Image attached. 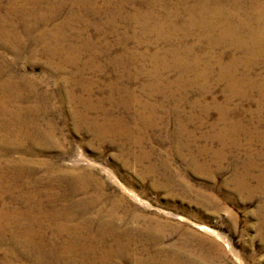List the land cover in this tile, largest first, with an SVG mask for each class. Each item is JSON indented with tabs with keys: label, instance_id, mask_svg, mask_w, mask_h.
Listing matches in <instances>:
<instances>
[{
	"label": "rangeland",
	"instance_id": "374dc122",
	"mask_svg": "<svg viewBox=\"0 0 264 264\" xmlns=\"http://www.w3.org/2000/svg\"><path fill=\"white\" fill-rule=\"evenodd\" d=\"M153 1L169 9L181 8L179 11L193 3L97 0L96 13L85 15L83 9L77 10V20H69L63 30L68 37L65 44L74 43L82 49L74 65L63 57L53 60L42 55L37 33L29 37L26 32L36 29L33 16L23 17L17 11L10 14L14 11H9L10 0L0 1V20L7 22L4 35L11 37H0V88H7L9 78H14L11 89L0 92V99L4 94L10 97L5 105L9 116L0 109V168L7 167L6 161H23L20 170L33 171L35 178L28 183L24 176L18 184L27 192L51 187L54 191L43 198L46 205L50 201L57 208L80 204L81 214L74 223L88 216L94 221L92 231L98 222L96 212L104 218L112 215L115 236L124 244L129 232L132 242L127 244L130 251L115 252V257L108 260L110 264H264V91L244 88L229 93L226 80L217 78L219 65L237 61V74L249 72L250 80L257 78L254 81L261 83L264 56L251 60L244 51L228 45L211 47L203 39L194 56H202L198 71L203 72L206 65H202L208 64L211 76L198 77L192 86L170 89L174 97L166 98L169 93L165 91V96L156 93L149 98L143 88L150 81L146 73L154 64L145 43L152 38L140 34L138 17ZM254 1L264 5V0ZM119 6L121 11L116 12ZM71 11V5H65L47 28L68 21ZM14 26L19 28L16 36L10 33ZM194 41L191 38L188 42ZM208 51L212 57L206 58ZM177 75L165 76L173 81ZM113 83L120 94L113 97L112 105L107 96ZM123 87L129 92L121 91ZM13 91L19 94L16 103ZM130 95L140 101L132 102ZM88 96L93 109L78 102L79 97L83 100ZM144 106L147 116L149 107L160 109L157 126L148 128L143 122L137 125L135 111ZM163 108L176 114L166 119ZM15 111L20 116L10 128L8 123L14 121ZM105 111L112 114V119L123 118L126 134L109 131L102 132L103 136L95 131L91 122H102ZM178 121L190 139L177 136ZM59 177L62 180L58 182ZM36 179L40 181L36 183ZM90 202L92 205H88ZM85 206L89 208L83 210ZM69 239L82 250L90 248L86 257H93L95 262L89 264H109L99 261L106 256L104 247L92 251L95 243L86 241L80 233ZM32 251L21 244L12 247L11 235H4L0 264H21L24 257H29L27 264H36L37 254ZM58 254L45 249L44 263L64 264Z\"/></svg>",
	"mask_w": 264,
	"mask_h": 264
},
{
	"label": "bare ground",
	"instance_id": "6f19581e",
	"mask_svg": "<svg viewBox=\"0 0 264 264\" xmlns=\"http://www.w3.org/2000/svg\"><path fill=\"white\" fill-rule=\"evenodd\" d=\"M251 1L252 0H193V3L185 11H179L181 10V8H177V7L169 9L166 6L161 5L160 3L158 4V2L156 1L150 3V6L148 7L146 6L147 7L146 11L138 17V21H139L138 24H139V32L142 36H144L143 38L146 39L152 38V40L147 41L148 43H145L149 60L154 64L152 71L146 73L150 77V79L148 78L150 81L149 83H147L146 87L143 88L145 91L148 92V93L146 92L148 97L150 98L152 97V95L154 96L157 95L158 93H161L163 96H165L164 94L165 91L169 93L170 89H173L175 87L192 86V84L196 82V79L198 77L205 78L210 75L209 74L210 68L208 64L204 63V65H202V66L206 65V67L203 69L204 70L203 72L198 71V67L200 63L203 62L201 58L202 56L200 57L194 56L195 51L200 50L202 45L201 42L204 41L203 39L207 40L206 43L209 44L208 46L211 47L212 46L224 47L228 45V47L232 46L235 49L244 51L245 54L249 56L247 57L250 58L251 60H255L256 57H259L262 54L264 56V5H259V3H256L253 0L255 2L254 4ZM96 2L97 0H10L9 11L14 10L11 11L10 14H12V12L17 11L23 17L26 14L28 16L30 15L33 16L36 29L35 31L33 29L30 30L27 29L26 32L29 31V35H30L29 37L33 36V32L37 33V38L41 43L40 53L42 55L53 60L58 58L60 59L63 57V59H65L68 63L74 65L75 62L78 61V58H80L82 49L78 48L79 46L73 45L74 43L70 45L69 44L66 45L65 43H67L66 42L67 35L65 37V33L63 32V30H65V28L70 24L69 20L71 22L77 20L76 19L77 16L76 12H78L77 10L83 9L85 15H92L96 13L99 10ZM108 2L105 3V7L108 5ZM176 3L179 5H183V4L187 5L186 0H178V2ZM67 4L71 5L73 10V12L71 11L72 14L69 17L68 21L65 20L66 22H64L63 24L48 29L47 26L54 22V20L58 16L60 9L64 8V6ZM119 4L123 5V3L121 2ZM247 4H251V5H247ZM28 8L31 9L27 10ZM121 9L122 7L120 6L117 7L116 12L121 11ZM0 22H1L0 37H7L8 39L10 36L8 35L5 36L4 35L5 31H3L4 30L3 27L7 25V22L5 20L4 21L0 20ZM42 24L43 26H46L43 29L41 27ZM16 28L18 27L14 26V28H12L13 30H11L10 32L11 35L16 36ZM191 38L193 39L195 38V41L190 44L188 41ZM32 39L35 38L33 37ZM160 45L162 47H159ZM247 45H249V47ZM86 46H88V42ZM214 55H216L215 52ZM204 56L206 58L212 57V52L208 51ZM246 60L248 61V59ZM244 62L245 61H243L242 64H245ZM235 66L239 67L237 61L236 62L234 61L233 64L231 65L228 63V65L224 64V65H219L218 67L220 71L217 74L218 75L217 78L219 79V81L226 80L227 88H228L227 90L229 91V93L231 92L234 94L243 90L244 88L245 90L246 88H248L249 90L252 89L253 91V89L255 88L257 90L261 89L264 91V81L261 83L259 81V83H257L254 81L257 79L255 77L253 81L250 80L251 78L249 79L250 76L248 74L249 73L248 71H247L248 73L243 75L237 74ZM167 73L178 74L177 79L170 81L165 76L167 75ZM191 75L193 77H190ZM9 79H11L10 80L11 83L9 82L5 85L7 88H5L4 86L1 87L0 88L1 93H7L8 92L7 89L9 90L11 89L14 78L11 77ZM115 84L114 83L112 84L109 91L110 96L109 97L107 96L108 102L112 105L114 103L113 97L117 93L120 94V91L117 89V86ZM13 89L18 90L17 85H14ZM121 91L129 92L126 87H123ZM17 92L13 91L14 98L12 99L15 103L19 100V94ZM168 95L174 97L173 92L167 94L166 98ZM135 97H131L130 95V100H132V102L134 101V103L139 102L140 100ZM9 98H10L9 96L4 94L0 99V105H1L0 109H2V112L7 116H9L10 112L6 111L7 109L5 105L7 101H9ZM81 99L82 98L79 97L78 102L84 103L87 106V108H89L91 102L90 96L84 98L83 100ZM121 101L122 103L125 102V104H127L126 100L121 99ZM98 104L97 105L99 107L98 106L97 107L100 108V105H102V99L101 101L98 102ZM173 108L175 109V107ZM147 109L148 108L145 107V108H141L140 111H135L138 122L137 125L139 124V122H143L148 128L153 127V125L157 126V122L159 121L158 120L159 118L157 119L156 113H158L160 109L154 106L150 110L149 107L150 114L148 116L145 114V111ZM103 113L104 116L102 122H98L96 120H92L91 122L95 131L100 133L103 132L106 134L109 131H113V134L114 132H118V134L121 133L124 134L125 132L128 131V129L125 127L123 118L116 117V119H112L111 113L106 111ZM18 114L19 113L16 112L15 116L13 115L12 119H14V121L10 119V122L8 123L10 128L11 125L19 119L20 115L18 116ZM164 114H162L164 115V118L170 119V116L175 115L176 112L171 109L170 111L166 110ZM176 123H177L176 130L177 133L179 134L177 136H184L187 139H190L191 137L189 136V134H187V130L182 126V123L180 124L179 121ZM138 127L139 126H137L136 129H138ZM143 128L142 130L144 131ZM138 130L141 131L140 128ZM147 130L148 129H146V131ZM6 165L7 167L5 169L2 167L0 168V240L3 238L4 235L10 234L12 247H17L19 244H21L25 249H27V251L31 252L32 249H34L35 253L37 254L36 257L37 259H35L36 264H45L43 261V257H44L43 252L45 251V249L54 250L56 255L57 253H59L58 255H62L65 260L64 264H78V263L89 264L95 262L93 260L94 259L93 257L91 258L86 257L87 253L85 252L89 251L90 249L89 247H88L89 249L87 250H82V247L80 248L76 242H72L69 239L71 238V236L78 233L82 234L83 239H85L86 241L91 240L95 243L92 246L93 249L91 248L92 251H95L97 249L101 250L103 247L105 248L104 254L106 256L103 258L101 257V259L99 260L100 263L108 262L109 259L115 257V252H118L120 249H123L124 250L123 252H125V250H127V252L130 251L129 249L130 246H128L127 244L132 242V239L130 237L131 235L129 234V232H127V235L125 233L127 237L126 240L127 243L125 242L124 244L121 243L120 237L119 236L116 237L117 235L115 236V233L117 231L115 230L116 227L112 215L109 216V218H104L102 213L96 212L95 217L98 222L96 228L93 229L95 231L91 230V224L94 221L92 222L91 221L92 219H88L87 216L88 214L86 215L87 218L80 219L78 220V222L74 223L75 218L79 217L81 214L80 212L81 209H79L81 208L79 206L80 204L71 203L72 206L57 208L56 204L54 203L52 204L50 201V203L46 205L44 203L43 198L48 196L47 194H50V192H53L54 190L51 187H45V190L34 189L32 190V192L31 191L29 192V190L27 192L26 189L23 188V185H20L18 183L21 181V179L24 176H26L25 178H27V182L30 183L31 181L29 182L28 180H32L33 178H35L34 172L31 170L29 171L20 170V168L21 167L23 168L24 166L23 161H20L19 163L6 161ZM61 180H62L61 177L57 178L58 182ZM39 181L40 179H36V183H38ZM16 192L17 195H14L13 193ZM88 205H92V203L90 202L88 203ZM85 207L86 208H84L83 210L89 208V206H85ZM124 232H126V230ZM64 236H66L68 239L65 238ZM61 239L65 241L63 242ZM108 239L109 241L110 240L112 241V242L110 241L111 242L110 244L107 243ZM105 244L109 245V247L106 248ZM28 258L24 257L23 258L24 263L21 264H27L26 262H29ZM7 264H12V263H7Z\"/></svg>",
	"mask_w": 264,
	"mask_h": 264
}]
</instances>
